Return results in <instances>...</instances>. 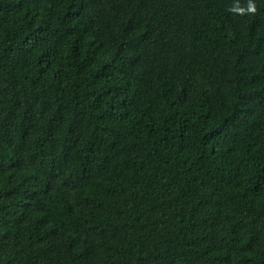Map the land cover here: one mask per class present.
Listing matches in <instances>:
<instances>
[{"label":"trees","instance_id":"16d2710c","mask_svg":"<svg viewBox=\"0 0 264 264\" xmlns=\"http://www.w3.org/2000/svg\"><path fill=\"white\" fill-rule=\"evenodd\" d=\"M0 264H264V0H0Z\"/></svg>","mask_w":264,"mask_h":264}]
</instances>
